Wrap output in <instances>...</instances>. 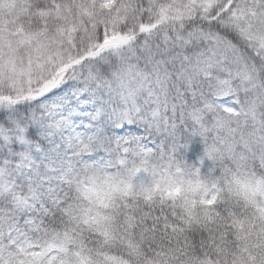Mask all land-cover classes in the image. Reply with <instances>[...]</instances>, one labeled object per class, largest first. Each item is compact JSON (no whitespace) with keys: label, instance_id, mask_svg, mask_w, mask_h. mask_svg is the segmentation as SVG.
<instances>
[{"label":"snow or ice","instance_id":"obj_1","mask_svg":"<svg viewBox=\"0 0 264 264\" xmlns=\"http://www.w3.org/2000/svg\"><path fill=\"white\" fill-rule=\"evenodd\" d=\"M0 264H264V0H0Z\"/></svg>","mask_w":264,"mask_h":264}]
</instances>
